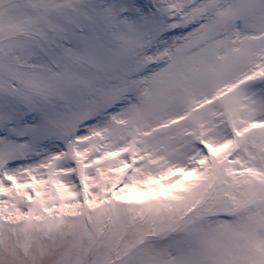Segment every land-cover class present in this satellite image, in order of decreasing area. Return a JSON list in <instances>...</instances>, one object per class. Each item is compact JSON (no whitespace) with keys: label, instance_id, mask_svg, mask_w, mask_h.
<instances>
[{"label":"snow or ice","instance_id":"6c2138e0","mask_svg":"<svg viewBox=\"0 0 264 264\" xmlns=\"http://www.w3.org/2000/svg\"><path fill=\"white\" fill-rule=\"evenodd\" d=\"M0 264H264V0H0Z\"/></svg>","mask_w":264,"mask_h":264}]
</instances>
